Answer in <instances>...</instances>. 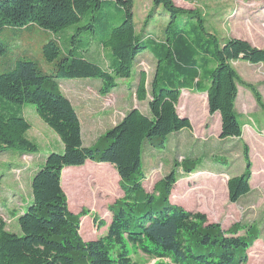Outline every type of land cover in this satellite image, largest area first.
Segmentation results:
<instances>
[{"label": "trees", "instance_id": "obj_1", "mask_svg": "<svg viewBox=\"0 0 264 264\" xmlns=\"http://www.w3.org/2000/svg\"><path fill=\"white\" fill-rule=\"evenodd\" d=\"M153 4L162 6L170 15L169 25L177 15L186 14L170 0H153ZM132 5L133 0H0V33L29 31L35 27L54 34L78 23L85 14L110 6L124 14L117 26L105 22L100 37V44L110 49L113 57L108 71L86 61L75 47L63 49L50 40L42 47V56L54 64L52 75H45L29 59L17 60L0 72V102L12 107L23 103L33 105L37 116L63 145L62 153H50L32 178V201L17 220L21 236L4 232L0 225V264H131L127 245L157 260L155 264L245 263V253L253 242L252 228L245 237H240L237 236L239 224L224 232L219 224L207 223L204 215L171 205L169 195L176 182L174 171L154 185L152 194L145 193L141 186V146L152 138L190 129L189 121L177 116L175 106L179 89L194 87L207 92L209 114L219 113L220 138L240 139L242 126L234 111L237 85L249 89L260 108L263 103L256 90L239 79L230 63L241 59L252 65H264V50L243 40L220 41L206 35L197 16L200 31L208 36L204 43L192 44L181 32L149 48L136 38ZM87 28L94 33L91 23L78 32ZM166 33L169 35V28ZM147 49L158 55L159 60L151 84L150 117L131 110L98 140L97 145L106 144L104 148L97 145L83 148L77 117L67 100L56 93L54 81L97 78L103 83L100 92L106 94L115 87L117 79L129 78L135 58ZM6 52L0 42V60L6 57ZM201 54L209 58L214 68L207 70L209 63L206 62L202 67L203 78L195 82L200 72L195 57ZM200 82L205 83L202 88ZM136 98L145 99L142 76ZM27 129L28 125L15 113L7 115L0 111V152H35V147L24 137ZM243 160V173L227 181V200L231 204L250 192L251 163L244 144ZM87 161L112 165L124 196L111 208L108 234L84 242L78 233V217L67 209L60 181L63 169L80 167ZM192 163L188 158L180 162L184 173H191Z\"/></svg>", "mask_w": 264, "mask_h": 264}, {"label": "rangeland", "instance_id": "obj_2", "mask_svg": "<svg viewBox=\"0 0 264 264\" xmlns=\"http://www.w3.org/2000/svg\"><path fill=\"white\" fill-rule=\"evenodd\" d=\"M170 1L175 8L186 14L177 15L173 23L169 25L170 15L162 6H155L153 0H133L134 32L137 40L149 48L159 46L167 37L181 34V32L186 34L185 38L192 44H202L208 36H215L220 41L238 39L243 35L239 30L236 31L238 33L231 31L230 22L234 19L241 20L243 11H250L251 8L257 9L260 5H264V0L248 2L240 0ZM195 16L202 20V26L208 36L200 31ZM92 18L95 20L92 21ZM123 19V12L110 6L104 7L101 11L87 13L78 23L67 26L54 34L35 27L29 31L20 32L4 30L0 33V42L5 45L7 54L0 60V72L14 65L17 60L29 59L34 61L45 75H52L54 64L46 62L42 56V47L50 40L56 41L63 49L75 47L86 61L97 65L103 71H108L113 57L110 49L100 44V37L103 34L105 22L117 26ZM90 23L94 26V33L89 28L78 32V29H83ZM167 28H169V35L166 33ZM255 38L256 41L263 40L259 36ZM256 41L254 42L259 45L263 44ZM157 51L160 52L159 49ZM196 57L200 72L194 81L198 82L203 78L205 70L202 67L206 62L209 63V58L203 54ZM201 58L206 59L201 61ZM158 64V55L150 49L143 51L135 58L129 78L117 79L115 87L106 94L100 92L103 83L97 78L54 81L56 93L67 100L77 117L83 148L90 147L83 146L82 135L86 142L93 137V146H96L98 140L118 124L114 126L106 124L105 119L109 118V115L105 111L111 103H117L119 106V109H112L113 111L119 112L120 108H123L119 115L122 119L123 114L126 115L131 110H137L144 117H150L148 104L152 101L153 95L151 84ZM230 65L244 84L251 85L256 90L263 103V108H260L251 91L241 84L237 85L234 111L239 113L236 114V118L242 126L240 139L220 138V115L219 113L209 114L206 91L197 90L196 87L179 89L175 111L179 118L189 121L190 129H182L164 138L156 137L145 141L141 146V173L143 180L144 178L149 180L152 173H156V177L163 179L174 171L175 184L178 182L174 193L177 195L182 193V180L186 177L192 179V176L199 172L209 174V177L205 178L225 173L226 181L229 178L240 176L245 167L243 144L246 145L251 163L250 192L239 198L236 203L228 202L226 187L220 186L213 199L215 208H212L210 180L201 183L196 193L177 195L176 199L173 198L175 200L171 202L173 206L185 212L204 215L207 223L219 224L224 232L228 231L233 224H239L240 230L237 236L245 237L247 230L252 228L250 235L253 242L245 253L244 264H264V65H252L241 59L232 61ZM213 68L214 66L209 63L207 70ZM141 76L145 80V99L138 101L136 90ZM204 85V82H200L201 88ZM70 94L75 96L73 102L84 107L83 111L78 114L76 109L78 105L74 106L67 98ZM0 111L6 112L7 115L15 113L24 120L28 125L24 137L35 147V152L21 153L20 150L0 152V225H3L4 232L21 236L17 220L32 201V178L43 166L45 158L52 153L51 151L61 152V144L57 135L37 116L33 105L23 103L19 107H12L0 102ZM178 112L183 116H179ZM78 115L81 117L83 127H81ZM95 115H99L101 121L98 118L95 122H90L89 116ZM216 118L218 121L214 125ZM117 121L118 118L115 122ZM209 123H212L215 133L218 130L217 137L207 138L204 135V138L200 139L198 137L200 130L209 127ZM253 132L260 136L261 140ZM105 145L101 142L97 147L102 149ZM185 158L193 161L191 165L193 169L189 174L183 172V164H180ZM84 165L74 169H63L60 186L68 211L78 217L79 236L87 242L103 238L108 234L112 218L111 208L123 198L124 194L122 192L121 198L118 194L114 200L106 202L107 198L113 196L115 188V182L111 180L108 168L97 166L95 169H84ZM112 168L116 172L113 166ZM103 175L109 179V182L105 181ZM142 188L147 194L153 193V190L152 193L148 192L150 187L142 186ZM199 191L203 193L201 197L196 195ZM104 203L106 208L102 209ZM83 211L86 214H82ZM127 251L131 264H155L157 262L155 259L144 256L134 246L127 245Z\"/></svg>", "mask_w": 264, "mask_h": 264}, {"label": "crops", "instance_id": "obj_3", "mask_svg": "<svg viewBox=\"0 0 264 264\" xmlns=\"http://www.w3.org/2000/svg\"><path fill=\"white\" fill-rule=\"evenodd\" d=\"M259 5L260 4H258V6ZM242 16H243V18H240L241 20L233 18L234 19L233 22H230L231 31L236 32L237 30H239L242 33V35H243V36L238 37L239 40L248 41V42H250L252 44L251 45L252 47L264 50V5L263 6L260 5L259 8H257V9L256 8H251L250 11H243L242 12ZM236 33H238V32H236ZM239 35H240V33H239ZM256 36H259L263 40L256 41V38H255ZM254 41L259 42V43H263V44L259 45V44L255 43ZM244 97H245V95L242 97V100H243ZM67 98L72 102V104L74 106H75V104L78 105V107H76L77 114H78V112L83 111L84 107L81 104H77L76 102H73V99H75L74 95H72V94L67 95ZM203 102H204V100H203ZM110 103H111V101H110ZM107 104H105V105H107ZM108 108H111V109L108 110ZM108 108L106 109L105 113H107L109 115V118L105 119V121L107 122L106 124H108V125L111 124L112 126H114L116 123H119L122 120V118H120L119 115H120V110H122L123 108H120L119 112L113 111L112 109H116V108L119 109V106L117 105V103H111V106L108 105ZM234 108H236V104H235ZM235 112H236V114H239L236 110H235ZM178 115L179 116H183V114H180V113ZM124 116L125 115L123 114L122 117H124ZM98 118H99V121H101L99 115L89 116V121L90 122H93V121L95 122L96 119H98ZM117 118H118V121L115 122V120ZM79 119H80L81 127H83L82 120H81L80 116H79ZM217 121H218V118H216L214 120V125H215V123ZM190 122L193 125L191 120H190ZM217 134H218V130H217V133H215L214 128L212 126V123H209V127L203 128L202 130H200V133L198 134V137L200 139H203L204 135H205L207 138H212L214 136L217 137ZM253 134L258 139L261 140V137L256 135L255 132H253ZM82 140H83L82 142H83V146L84 147L93 146V141H92L93 137L90 138L89 142H86L84 135H82ZM60 144H61V142H60ZM62 151H63V145L61 144V152H58V153H62ZM51 152H56V151H51ZM97 166H101V167H105L106 166L108 168V170H109L108 172H109V175L111 177V180H113L115 182V188H114L113 196L110 197V198H107L106 202L108 200H111V199L114 200L117 197L118 194H119L118 195L119 198H121L122 197L121 196L122 191L120 190L119 185H118L119 178L117 176V173L114 172L112 166H110L109 164L106 165V163L105 164L104 163L103 164H96L94 162L87 161V162H85L84 169H87V168L95 169ZM74 168H77V167H69V168H65V169H74ZM208 175L209 174H206V172H199L196 175L192 176V179L188 178V177L184 178L182 180V183H183V187H182V191H181L182 193H178L177 195L184 196V195H186V194H188L190 192L196 193V190H198L199 187H201V183L210 180V182H209L210 183V193H211V196H212L210 201H213L212 208H215V205H214L215 201L213 199L215 198V196L217 194L218 188L220 186L221 187H226L225 191L227 193V181H226L227 178H225V175H226L225 173L214 174V175H212L211 178H205L206 176L209 177ZM103 176L105 178V175H103ZM160 179L161 178L156 177V173H152L151 176L149 177V180H147V178H144V180L142 181V186L144 188H145V186L147 188L150 187L148 192L152 193L154 184ZM106 180H107V182H109V179L105 178V181ZM176 184H175V186L173 187V189L171 191V194H170V197H169V202H171V200H175L176 199L177 195H176V193H174L175 190H176L175 189L176 188ZM202 194L203 193H201L199 191L196 195L198 197H201ZM173 198H175V199H173ZM205 200H207V199H205ZM105 203L102 205V207H101L102 209L106 208ZM172 203L173 202H171V204Z\"/></svg>", "mask_w": 264, "mask_h": 264}, {"label": "flooded vegetation", "instance_id": "obj_4", "mask_svg": "<svg viewBox=\"0 0 264 264\" xmlns=\"http://www.w3.org/2000/svg\"><path fill=\"white\" fill-rule=\"evenodd\" d=\"M250 186V185H249Z\"/></svg>", "mask_w": 264, "mask_h": 264}]
</instances>
